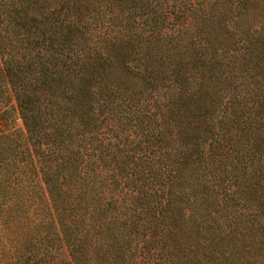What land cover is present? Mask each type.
<instances>
[{
    "label": "trees",
    "instance_id": "16d2710c",
    "mask_svg": "<svg viewBox=\"0 0 264 264\" xmlns=\"http://www.w3.org/2000/svg\"><path fill=\"white\" fill-rule=\"evenodd\" d=\"M0 264H264V0H0Z\"/></svg>",
    "mask_w": 264,
    "mask_h": 264
},
{
    "label": "rangeland",
    "instance_id": "374dc122",
    "mask_svg": "<svg viewBox=\"0 0 264 264\" xmlns=\"http://www.w3.org/2000/svg\"><path fill=\"white\" fill-rule=\"evenodd\" d=\"M12 118H13V122H12L13 127H15V128H21V122H20V120L17 119V117L14 116V114H13V117Z\"/></svg>",
    "mask_w": 264,
    "mask_h": 264
}]
</instances>
